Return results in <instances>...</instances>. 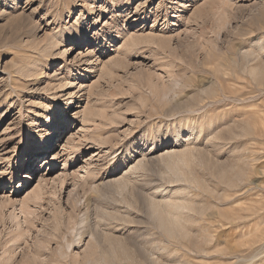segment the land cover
<instances>
[{
  "label": "rangeland",
  "instance_id": "1",
  "mask_svg": "<svg viewBox=\"0 0 264 264\" xmlns=\"http://www.w3.org/2000/svg\"><path fill=\"white\" fill-rule=\"evenodd\" d=\"M0 182V264H264V0H0Z\"/></svg>",
  "mask_w": 264,
  "mask_h": 264
},
{
  "label": "bare ground",
  "instance_id": "2",
  "mask_svg": "<svg viewBox=\"0 0 264 264\" xmlns=\"http://www.w3.org/2000/svg\"><path fill=\"white\" fill-rule=\"evenodd\" d=\"M123 3V2H122ZM119 6V5H118ZM141 6V5H140ZM113 9H115L116 8V6H114V5H112L111 6ZM118 9V8H117ZM139 4L136 6V8H135V10H134V13L132 14V15H129V17L128 18H132V17H138L139 16ZM162 12H163V9L161 10ZM125 12V11H124ZM103 13H105L103 10L101 11V14H103ZM142 13V12H141ZM128 15V14H127ZM143 15H144V13H143ZM159 16V12H156V14H154V18H157ZM98 20H99V18H97L96 19V21H95V23H98ZM133 21H135V20H133ZM126 22V21H125ZM75 33V32H74ZM55 37V36H54ZM57 39H59V38H57ZM56 39V40H57ZM134 39V38H133ZM135 39H136V37H135ZM134 39V40H135ZM138 39V38H137ZM136 39V40H137ZM55 39L53 40V38L51 37V39L50 38H48L47 40H45L46 42V46L45 47H43V49H41L42 51H48L49 49L51 50V49H53V48H55L56 46H59L60 45V42L58 43V41H56ZM133 40V41H134ZM129 41V40H128ZM143 41V40H142ZM65 42L67 43V46L68 45H71V44H73V43H76L77 45H81V44H89V42H86V41H83L82 42V40H81V38H80V36H79V34H70L68 37H67V39L65 40ZM135 42V41H134ZM62 43V42H61ZM58 44V45H57ZM38 46V45H37ZM262 47V46H261ZM42 48V47H41ZM37 49V48H36ZM46 49H48V50H46ZM54 50V49H53ZM53 50H51V52L53 51ZM41 51V52H42ZM69 51H71V48H66L65 47V49H63V51L62 52H60V55L61 56H65L66 54H68L69 53ZM78 55H81V53L79 52L78 53ZM88 55V54H87ZM78 57H80V59L82 60V58L84 57V56H78ZM81 60H79L78 61V63H77V65H80L82 62H81ZM92 65V64H91ZM41 66L42 65H39V66H36L38 69H40V71H41ZM37 68H35V70H37L38 71V69ZM91 68H93V67H91ZM29 71V70H28ZM39 72V71H38ZM70 105H72V101L69 103ZM79 130V129H78ZM75 130H72V131H70L67 135V139L65 140L66 141V143H72L73 141H74V139L76 138V136H77V134H78V132H74ZM219 134V133H218ZM59 136V134H55V133H51V134H49L48 135V138H47V143L44 145V147H43V152H42V154H40V156L41 157H44L45 158V160L43 161V167L44 168H47L49 165H50V163H49V154L51 153V151H52V149L54 148L53 146H54V144H55V137H58ZM219 139V138H218ZM51 144H53V146L51 147ZM73 149H74V147L73 146H71L70 145V147H69V150L70 151H73ZM186 152V151H185ZM165 154V153H164ZM169 155V157L171 156L170 154H168ZM164 156V155H163ZM167 156V155H166ZM172 156H175V155H172ZM170 157V160H168L170 163H168V166H169V168H170V170L172 171L174 168H176V167H178V165L176 166V164H177V162L175 161V160H171L172 158H175V157ZM181 156H183V154L181 155ZM180 156V157H181ZM187 156V155H186ZM185 156V157H186ZM179 156H177V160H180V158H178ZM182 158H184V157H181V159ZM167 159V158H166ZM186 159V158H185ZM184 159V160H185ZM186 161V160H185ZM178 162H180L181 164H183V162L184 161H178ZM179 163V164H180ZM138 164V163H137ZM142 164V163H141ZM180 164V165H181ZM176 166V167H175ZM138 167H139V165H138ZM169 168H168V170H169ZM179 168V167H178ZM174 172H176V171H174ZM179 172V171H178ZM43 173V172H42ZM126 174V173H125ZM176 174V173H175ZM25 177H27L26 175H24ZM181 176V175H180ZM47 176H44L43 174H41L40 176H39V183H38V185H39V187L41 186H43V184H45L44 183V181L47 179L46 178ZM140 179V178H139ZM43 183V184H42ZM0 184H1V182H0ZM37 185V186H38ZM40 187V188H41ZM39 188V189H40ZM156 190V189H155ZM154 192H156V191H154ZM158 193V192H157ZM156 193V194H157ZM41 194V193H40ZM150 198V197H149ZM155 199V198H154ZM150 200V199H149ZM156 202V200L155 201H153L152 200V198H151V200H150V207H151V210L153 211V213L155 214V216L157 217V219H158V221H159V223H160V227H163V229L165 228L166 229V231H168L169 233L171 232V231H173L174 229H175V227H176V222H175V220L176 219H172L169 215V213L168 212H163V210H161V208H159V206H157L158 204H156L155 203ZM158 202V201H157ZM159 202H160V200H159ZM167 204V203H166ZM160 205V204H159ZM162 205V204H161ZM165 205V204H164ZM163 205V206H164ZM171 205V204H170ZM167 206L168 205H166L165 207H166V210H167ZM172 206H175V207H172ZM180 205H177L176 206V203H175V205L174 204H172L170 207L168 206V210L170 209V208H172V210H175V209H181L180 207H179ZM161 207V206H160ZM164 207V208H165ZM175 208V209H174ZM171 210V209H170ZM172 215V214H171ZM173 216V215H172ZM176 230V229H175ZM171 233H173V232H171ZM113 254V253H112ZM60 256V255H59ZM113 256V255H112ZM61 260V259H60ZM63 260V259H62ZM25 262V261H24ZM6 263V262H5ZM4 263V264H5ZM8 263V262H7ZM6 263V264H7ZM22 264V263H21ZM56 264H57V261H56ZM79 264H109V262L107 261V259H106V257L104 256V255H102V256H100V258L97 260L96 258H94L93 257V255L91 254V255H86L85 257H84V259L81 261V263H79Z\"/></svg>",
  "mask_w": 264,
  "mask_h": 264
}]
</instances>
